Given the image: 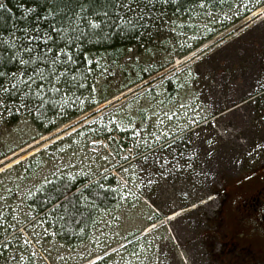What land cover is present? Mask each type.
I'll return each mask as SVG.
<instances>
[{
    "label": "rangeland",
    "instance_id": "1",
    "mask_svg": "<svg viewBox=\"0 0 264 264\" xmlns=\"http://www.w3.org/2000/svg\"><path fill=\"white\" fill-rule=\"evenodd\" d=\"M210 10L212 17L197 20L193 29L178 28L183 34L173 33L174 40L149 44L154 56L133 47L138 63L128 60V52L119 63L94 56L99 65H92L82 93L51 97L38 111L29 106L16 112L8 103L11 110L0 108V155L7 154L0 161V205L6 201V214L20 215V197L44 177L109 175L117 183V204L97 215L84 240L67 244L46 234L28 248L38 257L33 264H95L102 256L105 264H264V96L257 98L264 91V0H231L225 9ZM159 68L166 69L154 80L119 92L141 72ZM48 103L57 114L45 119ZM154 111L175 113L172 120L160 117L164 138H186L159 150L165 158L159 162L145 153L155 170L145 172L135 160L129 168L122 157L137 141L129 120H143L136 131L146 135ZM76 112L82 115L63 123ZM50 126L57 130L42 136ZM98 134L114 135L96 141ZM34 157L35 164L13 170L19 159ZM28 201L21 205L25 211ZM45 223L36 232H55ZM21 264H28L27 254Z\"/></svg>",
    "mask_w": 264,
    "mask_h": 264
},
{
    "label": "snow or ice",
    "instance_id": "2",
    "mask_svg": "<svg viewBox=\"0 0 264 264\" xmlns=\"http://www.w3.org/2000/svg\"><path fill=\"white\" fill-rule=\"evenodd\" d=\"M33 2L35 6L25 10V15L31 13L35 17L30 27L16 29L9 33L8 37L0 34V108L5 110H11L7 106L10 97H19L16 112L21 108L27 110L30 104L36 103L38 111L44 103L49 102L48 93L59 95L70 91L72 87H81L77 77L87 79L93 72L92 65L98 66L99 61L86 59V62L78 63L76 52L82 54L85 50L83 45L91 43L94 38L107 40L114 35L126 37L136 42L138 51L152 52L154 56L155 52L148 47L149 44H164L169 37L174 40L173 33L183 34L177 32L178 28L185 26L189 29L195 28L197 20L212 17L209 6L215 7V0H33ZM5 8L6 5L0 3V9ZM16 31H20L22 35L17 36ZM124 51L131 54L128 57L129 61L139 62L140 56L136 55L132 48ZM179 63L183 64V61ZM8 65L12 67L9 68ZM179 107L184 108V105L181 104ZM161 115L172 120L175 113L169 115L162 111L159 113L154 111L155 122L149 117L148 125L144 126L146 135L136 131L143 125V120L141 125H135L129 120V126L137 137V141L128 150V155L122 157L129 164V168L132 160H135L141 170L145 172L150 168L155 170V165L149 163V155L145 154L146 152L156 155V162L165 159L159 150L170 148V144L164 138L167 133L160 132V126L164 123L160 119ZM148 128L155 131H148ZM140 141H143V148ZM7 167L10 165L5 166ZM118 167L122 172L129 171V168L123 165ZM2 171L4 169L0 168V172ZM58 171L59 169H56L51 175L55 177ZM44 185L48 187L45 188ZM34 189L44 193L43 201L39 204L43 217L39 212L35 216L32 215L35 209L31 204L27 205V211L21 207L25 203V197L31 198L35 195ZM4 190L10 193L9 189ZM91 195L92 188L89 185L73 188L70 183L61 185L44 177L39 184L28 188L24 196L20 197V204L17 205L20 215L6 214L2 210L6 205L5 201V205H0V236L3 237V240H0V264L10 262L21 264L25 254L28 256V264H33L38 257L35 252L28 253V248L34 243H40L44 235L56 234L49 233L47 228L43 232H36L41 219L53 214L61 219L64 216L72 219L83 217L85 211L94 208V205L88 204ZM61 210L63 215H60ZM10 229L14 231L10 232ZM9 236L16 247L8 240Z\"/></svg>",
    "mask_w": 264,
    "mask_h": 264
},
{
    "label": "trees",
    "instance_id": "3",
    "mask_svg": "<svg viewBox=\"0 0 264 264\" xmlns=\"http://www.w3.org/2000/svg\"><path fill=\"white\" fill-rule=\"evenodd\" d=\"M6 5L5 9H0V34H2L4 37H8L9 33L13 32L16 29H22L25 27H30L32 22L34 21L35 17L29 13L25 15V10L29 7H34L35 4L33 0H3V2ZM231 0H215V7L214 10L219 9H225L230 6ZM21 5L23 7H21ZM211 7V6H209ZM212 8V7H211ZM10 9V11H9ZM248 14H245V16ZM15 26V28H14ZM16 35L20 36L22 33L20 31H16ZM136 46V42L133 40H129L126 37H121L118 35L112 36L110 39H99L94 38L91 43H85L83 45L84 51L83 53L76 52V55L78 56V63L80 62H86V59H92L94 56H103L104 60L109 63H119L122 59L125 58L126 51H124L127 48H133ZM75 51V49H74ZM7 67L11 68V65H8ZM166 68H159L149 71L148 73H143L137 77V79L129 84L127 87L121 89L119 92H126L128 89H132L133 87L151 80L153 77L157 76L159 73L163 72ZM88 77V76H87ZM89 78H91V75L89 74ZM77 80L80 85H83L87 79H84L83 77L78 76ZM159 80V79H157ZM172 82L171 80H168V83ZM155 83V81L149 82L146 87L151 86ZM87 89L81 87H72L70 91L63 92L61 95L64 96H70L74 95L75 93ZM119 92H116L112 96H108L104 98L99 104L93 106L96 108L97 106L104 104L105 102L109 101L111 98H113L116 94ZM49 99L53 97V99H58L55 96L57 94L48 93L47 94ZM264 96V91L257 95L258 97ZM8 104H15V106L19 103V97L15 98H9ZM29 106H33V108L38 106V103L36 104H30ZM56 106L53 103H48L47 108L45 110V119L48 117L49 114H57ZM91 109V108H90ZM14 116H12V119H14V122H17L19 119V116L13 113ZM82 115V112H76L74 116L65 119L63 122L64 124L72 121L75 118H78ZM57 127L50 126L47 129H41L42 136H45L47 134H51L52 132L56 131ZM114 134H98L97 136H94V140H102L104 139H111ZM186 138L185 133L176 136L172 140L168 141L169 144L174 143V145L180 144L181 141H183ZM131 144H124V147L126 149L130 148ZM7 154L0 155V161L4 158H6ZM36 157L30 158L29 160H26L24 162L19 163L17 166L13 168V170L18 169H24L27 166L31 164L36 163ZM31 170H29L30 172ZM54 182L58 184H71L73 188L75 187H83L84 185H89L92 188V195L89 197L88 204L94 205V208H90L88 211H85V214L83 217H76L75 219L69 218L67 216H64L63 219H61L59 216L53 214L46 219H41L46 225L49 226V228L54 229L56 234L58 235V239L64 243L67 244H75L79 241H82L85 239L86 236L89 235L93 224L95 222V219L97 215L101 211H106L112 209L118 202V192L116 190L117 183L115 182L114 178L112 176H104L101 175L98 178L94 180H88L86 178H76V179H69L64 177H57L51 179ZM45 188H47V185H44ZM87 194V189L85 190ZM220 192L215 191L214 195L219 196ZM44 193L43 192H36L35 195L31 198H29L28 205L31 204L33 209V215L35 216L37 212L40 213V216L43 217V212L39 208V204L43 201ZM60 215H63V212L61 210ZM155 219L159 220L161 218L156 217ZM9 221H11V217L9 215ZM14 231L13 229L9 230ZM8 238L11 239V236ZM0 240H3V237L0 236ZM108 257H100L96 264H105L107 262Z\"/></svg>",
    "mask_w": 264,
    "mask_h": 264
},
{
    "label": "bare ground",
    "instance_id": "4",
    "mask_svg": "<svg viewBox=\"0 0 264 264\" xmlns=\"http://www.w3.org/2000/svg\"><path fill=\"white\" fill-rule=\"evenodd\" d=\"M32 147H33V146H29L28 148L31 149ZM28 148H26L25 151L28 150ZM21 151H22V150H21ZM34 153H35V152L31 153L30 155H32V154H34ZM30 155H28V156H30ZM21 160H23V159H19V160H18L19 163H20ZM16 162H17V161H16ZM16 162H14V163H12V164H15ZM10 166H12V165H10ZM7 168H8V167H7ZM174 215H175V214H174ZM174 215H173V216H174ZM171 217H172V216H171ZM174 218H175V217H174Z\"/></svg>",
    "mask_w": 264,
    "mask_h": 264
}]
</instances>
